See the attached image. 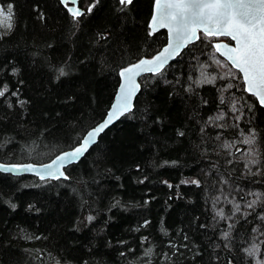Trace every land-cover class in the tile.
Here are the masks:
<instances>
[{
	"label": "trees",
	"instance_id": "16d2710c",
	"mask_svg": "<svg viewBox=\"0 0 264 264\" xmlns=\"http://www.w3.org/2000/svg\"><path fill=\"white\" fill-rule=\"evenodd\" d=\"M94 2L80 0L86 14L73 20L60 0H0L13 6L0 30V162L76 145L119 70L165 43L164 30L149 35L154 0H99L87 13ZM201 73L216 79L198 84ZM139 82L132 111L65 167L69 179L0 171V264H255L253 243L264 260V107L207 41ZM249 193L261 194L254 209Z\"/></svg>",
	"mask_w": 264,
	"mask_h": 264
},
{
	"label": "snow or ice",
	"instance_id": "6c2138e0",
	"mask_svg": "<svg viewBox=\"0 0 264 264\" xmlns=\"http://www.w3.org/2000/svg\"><path fill=\"white\" fill-rule=\"evenodd\" d=\"M61 3L71 14L73 20L86 14L75 6L77 0H61ZM98 3L99 0H95L88 6L86 12L91 13ZM118 3L129 6L133 4V0H118ZM70 4L73 6H69ZM12 8L11 4L7 7H0V29H12ZM40 18H44L43 14ZM149 28V35L155 34L159 28H166L169 34L167 46L150 58H140L137 62L120 69L119 76L122 83L117 102L112 105L101 123L86 132L78 146L71 151L57 155L50 164L37 167L32 164L6 165L0 163V171L5 173L33 172L41 180L69 179L65 174V165L79 160L90 146L95 144L99 134L121 116L132 111V98L141 87L137 83V77L143 73L162 74L170 58L179 56L183 49L194 45L197 41L201 43L207 41L215 53H219L229 62L231 68L238 70L242 74L244 91L256 97L259 104L264 106V0H154V11ZM220 37L230 38L235 42L234 46L223 42L212 43L214 39ZM61 74H63L62 71ZM201 77L203 78L198 79L196 83H213L216 79L215 77L209 79L204 73H201ZM231 86V84L228 85L229 88ZM7 92V85L0 87V97H4ZM233 111H236L235 104H233ZM220 118L222 117H218ZM254 142L255 130L250 129L249 136L245 138L244 143L253 144ZM224 147L229 148L231 145L226 143ZM247 155L250 159L244 167L251 172L250 165H257L259 160L255 158L256 153L252 149H249ZM231 162L229 160V163ZM258 173L259 169L253 175ZM192 183L199 185V181L196 180ZM249 195H254L256 198L248 202L246 207L254 209L261 194L249 193ZM236 211H240L239 205H236ZM219 215L223 216V213ZM92 219L93 217H88L89 221ZM261 219H264V216H261ZM255 231L254 228L253 232ZM228 236L229 233L225 232L224 238L228 239ZM244 252L256 258L255 264H264V260L257 258L260 255L259 244H251L244 249Z\"/></svg>",
	"mask_w": 264,
	"mask_h": 264
},
{
	"label": "water",
	"instance_id": "95a60500",
	"mask_svg": "<svg viewBox=\"0 0 264 264\" xmlns=\"http://www.w3.org/2000/svg\"><path fill=\"white\" fill-rule=\"evenodd\" d=\"M60 2H61V0H60ZM79 2H80V0H77V3H76V5L75 6H77V7H79L82 11H84V9L80 6V4H79ZM69 6H73V5H69ZM153 11H154V3H153V7H152V13H151V16H152V14H153ZM150 21H151V17H150V19H149V23H148V29H149V32H150V28H149V24H150ZM159 30H164L165 32H166V41H165V43L155 52V53H153L151 56H142V57H140V58H150V57H152V56H154V55H156L158 52H160V51H162L163 50V48L164 47H166L167 46V43H168V36H169V34H168V30L166 29V28H159ZM158 30V31H159ZM230 39V38H229ZM216 42H223V43H229V42H227L226 40H223V39H221V40H217V41H215L214 43H216ZM234 41H231V43H229V44H232L233 46H234ZM182 52V51H181ZM219 54V53H218ZM220 55V54H219ZM221 56V55H220ZM222 58H224L223 56H221ZM139 58V59H140ZM176 58V57H175ZM175 58H170L169 59V62H168V64L170 63V62H172ZM225 59V58H224ZM226 60V59H225ZM138 60H136V61H134V62H132V63H135V62H137ZM228 62V61H227ZM229 63V62H228ZM130 64V63H129ZM128 64V65H129ZM167 64V65H168ZM128 65H126V66H128ZM126 66H124V67H126ZM123 68V67H122ZM120 71V70H119ZM238 71V70H237ZM145 74H148V73H143V74H141V76H143V75H145ZM241 75V78H242V74H240ZM141 76H139V77H137V83H139L140 84V82H139V79H140V77ZM242 82H243V80H242ZM121 83H122V80H121V77L119 76V82H118V85H117V87H116V89H115V92H114V95H113V98H112V100H111V102H110V105H109V107H108V109L106 110V112H105V115L103 116V118L101 119V120H99L97 123H95L92 127H90L89 129H87L86 130V132L87 131H89V130H91L92 128H94L95 126H97L99 123H101L102 121H103V119L106 117V114H107V112L108 111H110L111 110V107H112V105L113 104H115L116 102H117V95H118V93H119V91H120V85H121ZM243 85H244V83H243ZM140 90V89H139ZM139 90L136 92V94L133 96V98H132V104H133V102H134V99H135V97H136V95H137V93L139 92ZM255 99H256V101H257V103L259 104V102H258V100H257V98L256 97H254ZM260 105V104H259ZM261 106V105H260ZM262 107H264V106H262ZM122 117V116H121ZM120 117V118H121ZM119 118V119H120ZM118 119V120H119ZM118 120H116L113 124H115ZM112 124V125H113ZM112 125H110V126H112ZM109 126V127H110ZM108 127V128H109ZM106 130V129H105ZM86 132L83 134V136L81 137V139H80V141L79 142H81L82 141V139H83V137L85 136V134H86ZM100 135V134H99ZM99 137V136H98ZM98 139V138H97ZM97 141V140H96ZM78 144L79 143H77L76 145H74L73 147H70V148H67V149H64V150H62V151H60L59 153H57L55 156H53L51 159H49V160H47V161H45V162H40V163H33V162H22V163H5V162H0V163H3V164H32V165H36L37 167H39L40 165H44V164H50L51 162H52V160L53 159H55L56 158V156L57 155H60V154H62L63 152H66V151H71L75 146H78ZM92 146V145H91ZM90 146V147H91ZM84 156V155H83ZM82 156V157H83ZM82 157H80V159L82 158ZM79 159V160H80ZM79 160H77V161H79ZM77 161H75V162H77ZM75 162H73V163H75ZM68 165H70V164H67V165H65V167L66 166H68ZM10 174H13V175H21V174H29V175H35L36 177H38L35 173H33V172H19V173H10ZM39 178V177H38ZM40 179V178H39ZM46 180V179H45Z\"/></svg>",
	"mask_w": 264,
	"mask_h": 264
},
{
	"label": "rangeland",
	"instance_id": "374dc122",
	"mask_svg": "<svg viewBox=\"0 0 264 264\" xmlns=\"http://www.w3.org/2000/svg\"><path fill=\"white\" fill-rule=\"evenodd\" d=\"M0 7H2V6H0ZM1 31H3V32H7L8 31V29H0Z\"/></svg>",
	"mask_w": 264,
	"mask_h": 264
},
{
	"label": "bare ground",
	"instance_id": "6f19581e",
	"mask_svg": "<svg viewBox=\"0 0 264 264\" xmlns=\"http://www.w3.org/2000/svg\"><path fill=\"white\" fill-rule=\"evenodd\" d=\"M80 141V140H79ZM79 143V142H78ZM67 167V166H66Z\"/></svg>",
	"mask_w": 264,
	"mask_h": 264
}]
</instances>
